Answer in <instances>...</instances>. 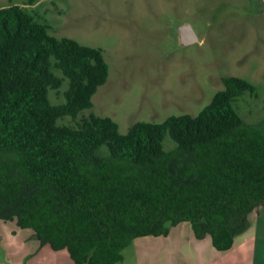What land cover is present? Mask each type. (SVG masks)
Masks as SVG:
<instances>
[{"label":"trees","instance_id":"obj_1","mask_svg":"<svg viewBox=\"0 0 264 264\" xmlns=\"http://www.w3.org/2000/svg\"><path fill=\"white\" fill-rule=\"evenodd\" d=\"M109 76L103 48L52 34L25 4L0 8V219L78 263L116 264L137 238L182 222L216 249L233 248L264 206V119L250 122L236 106L254 84L227 76L199 114L126 133L96 113L79 127L59 123L93 107ZM66 79V101L53 102Z\"/></svg>","mask_w":264,"mask_h":264},{"label":"rangeland","instance_id":"obj_2","mask_svg":"<svg viewBox=\"0 0 264 264\" xmlns=\"http://www.w3.org/2000/svg\"><path fill=\"white\" fill-rule=\"evenodd\" d=\"M15 3L37 12L42 22L50 24L52 34L103 48L110 64L109 79L94 95V106L77 117L60 118V124L79 127L83 118L96 113L113 117L126 133L139 121L197 115L225 88L224 78L232 75L256 88L236 102L240 113L250 122L264 119V3L260 0H35L33 4L0 0V8ZM185 24L194 28L196 42H182ZM57 73L62 75L61 70ZM69 85L66 79L62 87L51 90L53 102L66 101ZM165 147H177L170 134ZM206 239L212 241L211 236ZM201 241L191 224L182 222L169 235L137 238L116 264H157L168 257L185 262L192 252L190 242ZM199 247L205 246L199 244L196 250ZM222 257L223 264H264V206ZM0 264L87 263L76 262L68 248L43 244L34 229L22 227L17 219H0Z\"/></svg>","mask_w":264,"mask_h":264},{"label":"crops","instance_id":"obj_3","mask_svg":"<svg viewBox=\"0 0 264 264\" xmlns=\"http://www.w3.org/2000/svg\"><path fill=\"white\" fill-rule=\"evenodd\" d=\"M208 237L209 236L201 239L202 241L199 242V244H202L205 247H199V250H196L198 249V245H199L198 243L196 244L195 242H190L191 243L190 247H192V252H191L192 254L191 253L188 254V257L186 258L185 262L182 261L181 259H175V258L168 257L165 259L161 258L160 261H164V262L157 263V264H184V263L186 264H223L225 261L224 258L222 257L223 251L216 249L212 241L207 242L206 238ZM205 248H208V251H209L208 254ZM217 253H220V254H217ZM235 264L237 263L235 262Z\"/></svg>","mask_w":264,"mask_h":264},{"label":"water","instance_id":"obj_4","mask_svg":"<svg viewBox=\"0 0 264 264\" xmlns=\"http://www.w3.org/2000/svg\"><path fill=\"white\" fill-rule=\"evenodd\" d=\"M181 38L185 44L193 43L198 40V36L194 28L190 24L181 26Z\"/></svg>","mask_w":264,"mask_h":264},{"label":"flooded vegetation","instance_id":"obj_5","mask_svg":"<svg viewBox=\"0 0 264 264\" xmlns=\"http://www.w3.org/2000/svg\"><path fill=\"white\" fill-rule=\"evenodd\" d=\"M262 3H264V0H260Z\"/></svg>","mask_w":264,"mask_h":264}]
</instances>
